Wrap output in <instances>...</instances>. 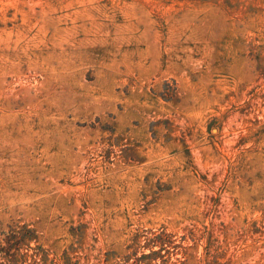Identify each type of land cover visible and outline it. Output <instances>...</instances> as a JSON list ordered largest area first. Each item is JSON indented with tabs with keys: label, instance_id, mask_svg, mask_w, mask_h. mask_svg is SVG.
Returning a JSON list of instances; mask_svg holds the SVG:
<instances>
[{
	"label": "rangeland",
	"instance_id": "1",
	"mask_svg": "<svg viewBox=\"0 0 264 264\" xmlns=\"http://www.w3.org/2000/svg\"><path fill=\"white\" fill-rule=\"evenodd\" d=\"M0 264H264V0H0Z\"/></svg>",
	"mask_w": 264,
	"mask_h": 264
}]
</instances>
